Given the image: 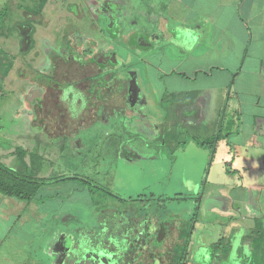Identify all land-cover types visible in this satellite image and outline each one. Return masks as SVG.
<instances>
[{"label": "crops", "instance_id": "obj_1", "mask_svg": "<svg viewBox=\"0 0 264 264\" xmlns=\"http://www.w3.org/2000/svg\"><path fill=\"white\" fill-rule=\"evenodd\" d=\"M48 8L52 14L45 16ZM2 13L0 119L8 103H16L11 118L18 121L9 130L0 125V163L15 172L31 173L34 179H49L55 172L54 160L61 158L66 147L72 152L81 149L82 159L85 145L80 130H37L40 124L30 93L44 91L16 78L14 72L23 64L34 71L48 70L50 56L61 39L81 36L88 59L99 51L112 53L110 68L119 74L110 84L116 90L123 92L128 77L134 87L127 92L125 102L121 92L119 97L102 101L98 95L93 97L92 78L87 77L82 90L88 98L82 96L73 116L68 108V123L83 114L87 126L82 133L91 126L108 133L134 130V136L147 134L148 145L163 133L161 130L176 131L178 136H187L184 145L211 150L210 167L219 152V163L229 168L225 173H237L241 184L229 185L226 192L212 193L202 200L196 189L193 198L200 210L209 209L204 199L215 202L211 214L216 216L218 230L213 239L201 245L207 249L222 237L230 242L227 257L233 254L238 259L234 264H252L248 236L264 231V0H0ZM39 31L45 33L41 41ZM8 63L13 66L3 76ZM104 65L101 67L106 69ZM8 85L17 87L15 99L6 100L3 91ZM103 86L102 96L111 87ZM93 112L106 121L93 125L89 118ZM152 129L155 134H151ZM196 134L204 139L196 141ZM76 140L79 142L72 146ZM127 143L120 141V148H127ZM23 152L25 167L19 159ZM0 178L10 179L1 172ZM54 183H42L29 200L0 192V264H53L54 244L68 253L70 235L60 231V225L76 215L66 207L72 205L71 191L56 196L53 188L58 184ZM70 189L82 193L83 202L88 200L87 189V193L80 186ZM94 212L95 208L85 214L88 219L96 218ZM75 219L74 225L81 227L82 212ZM88 219L84 221L88 223ZM193 225V232L212 229L197 226L196 220Z\"/></svg>", "mask_w": 264, "mask_h": 264}, {"label": "rangeland", "instance_id": "obj_2", "mask_svg": "<svg viewBox=\"0 0 264 264\" xmlns=\"http://www.w3.org/2000/svg\"><path fill=\"white\" fill-rule=\"evenodd\" d=\"M69 10L67 8V11ZM52 11V8L50 10L48 8L47 13H44L45 16L51 15ZM37 29L40 30L39 27ZM41 32L38 33L40 41L45 36V33L42 34ZM74 41L77 44V47L74 48L80 53L82 46H80L79 41ZM56 43L58 45L59 42H52L53 45ZM39 45L43 50L42 44L39 43ZM104 46L106 45L104 44ZM56 49L57 47L54 48L55 51ZM38 71L35 70L36 73ZM31 76L32 79L33 77L36 79L38 75ZM21 79L22 81H28L25 78ZM13 87L8 85L4 88L3 92L6 100L15 99L18 95L16 92L17 87ZM14 105L16 103L10 105L8 103V110L3 113L4 118L1 117L0 119V125L4 130H9L12 123L18 121V119L12 120L13 117L11 118L14 113ZM80 131L79 135L82 136L85 145L82 148V159L77 150L72 152L66 147L61 152V158L54 160L56 164L55 172L50 179L53 182L55 181L54 184H58L53 188L56 196L62 197L63 192L71 191L69 200L72 205L66 204V207H71L70 213L75 214V218L78 219L81 212L84 214L86 211H93L94 208L97 211L102 207L116 208L126 212L135 210L142 213L145 206L150 203L158 209V212L155 213H158L160 219H164L166 216V219L173 218L176 227H180L182 235L186 233L183 231H187L186 228L193 230L190 225H193L195 220L197 226L212 227L213 230L209 228L208 230L193 232V243L189 250L190 255L187 257V264H234L238 261L233 254L224 259L215 260L201 245L207 239H213L218 230L216 228L217 224L214 222L216 216L211 214L212 203L215 202L212 199L208 202L204 199V206L209 207V209L207 208L206 211L204 209L200 210L196 205L198 200L193 198L196 195V189L198 199L202 200L203 197L212 195V193L214 196L220 191L226 192L229 185L234 187L241 184L237 173L234 174V171L231 174H228L229 171L225 173L229 168L226 169L219 163V152L215 154V161L210 167L211 150H202L201 147H192L191 144L184 145L182 141L187 136L185 134L178 136L176 131H173L172 134L169 133L171 130H161L163 133L159 137L154 136L156 140L151 139L150 145L146 140L148 138L147 134L145 136L142 133H136V136H134V130H112L109 133L108 130H86L87 135L82 133L84 130ZM151 131V134H155L154 130ZM195 137L196 141L204 139L200 134H196ZM120 141L121 143L128 142V147L120 148ZM177 143H179L178 146H176ZM126 156L132 157L134 161H128L129 158ZM58 175L87 178L86 181L89 183L79 179H62ZM56 178H61V181ZM78 186L83 187L82 191L84 189L88 190V188L91 189V191L88 190L89 194H86L88 200L83 202L82 193L78 192L77 189H70V187L77 188ZM106 191H110L111 194L106 193ZM84 192L87 193L85 190ZM182 195L185 197H180ZM138 196L141 199L128 200ZM148 198L166 199L159 201ZM155 203H158V205ZM219 209L221 208L219 207ZM218 215L222 218L220 213ZM95 216L97 215L95 214ZM75 218L63 226L60 225V231H66L70 235L69 242L71 246L68 253H66V251L60 250L59 244H54L53 254L58 264L63 261L62 264H78L80 261L82 264H146L143 262L144 250L149 235L157 227L156 217L150 211L136 216L125 214L122 217L120 215L119 218H124V220L109 215L106 218L109 225L105 223L102 227L99 226L93 230L74 225L78 221ZM91 222L93 224L94 220H91ZM91 226L86 225V227ZM204 232L207 233L200 239V234H204ZM84 233H86V237L83 240L86 243L81 244L82 247H79V238ZM88 238L91 240L89 244L87 243ZM55 240L58 242V239ZM126 240L128 246L117 251L116 247ZM112 243L115 244L112 245ZM101 248L103 249L102 252H97V249ZM89 250L96 251L94 253ZM117 254L122 258H117L114 262V255ZM170 263L173 264L172 261L168 262V264ZM149 264H159V260L155 259Z\"/></svg>", "mask_w": 264, "mask_h": 264}, {"label": "flooded vegetation", "instance_id": "obj_3", "mask_svg": "<svg viewBox=\"0 0 264 264\" xmlns=\"http://www.w3.org/2000/svg\"><path fill=\"white\" fill-rule=\"evenodd\" d=\"M62 40H63L62 43L59 44V47L56 49V51L54 50L53 54H51L50 56L51 65L48 68V70L46 71L42 70L40 73H42L43 75H39V73H36L35 75H38L36 79L35 77H33V79H31L30 81L28 80V82H32L36 87L42 88V90L44 91V93H42L40 89H36L30 93V97L31 99H33L32 103L34 109L38 115V122L40 124L37 130H56L57 133V131L60 132L62 130L85 129L87 124L84 122L85 120L82 119L84 118L83 114L79 115V117L76 120L72 119V121H70L69 123H68L69 120H67L68 117L67 115L69 113L68 108H70L72 116L76 111L79 110L80 106L78 103L79 102L82 103V96L88 98L87 95L89 94H86V92L82 90V82L85 81L87 77L92 78L93 86L91 87L92 90L91 93H93L92 94L93 97L98 98L99 96L98 99L102 101L105 100V98L111 99L114 97H119V95L122 93L124 98L123 101L125 102V97L127 95V92L130 90L132 86L134 87L133 85L134 83H132L130 77H128L126 83L123 84L124 86L123 92H121L122 91L121 89L116 90V88H114V85L110 84L111 78L117 77L119 74L118 70H113L112 68H110L111 66H113L111 63V60L113 59L111 57L112 53L107 51L106 52L99 51L96 54L90 56L91 59H88L89 54L88 55L85 54L86 55L85 56L82 50L79 53L77 52L76 48H74L77 47L76 41L74 40L79 41L80 46L83 45L81 36L72 37L70 39L63 38ZM102 64H105L104 66H106L107 68L105 69V67L104 68L101 67ZM104 84H107L111 87H108L106 90L107 93L105 92V94L102 96L101 92H102V87L104 88L103 86ZM94 92L96 93L94 94ZM66 96L67 97L69 96V98H67ZM93 114H91L92 116L89 117L90 120L92 119L91 123L93 122V125L99 124L100 122L103 123L104 121H106V117H104L103 115H98L99 113H95V112H93ZM154 125L155 123L151 122L150 126L152 128L155 127ZM88 130H96V127L91 126ZM98 130L100 129L98 128ZM78 142L79 140H76V143H72V146L73 145L76 146ZM59 143L62 144V142L60 141ZM64 143L69 145V142L67 140H65ZM77 151L80 152V149H78ZM83 180H87V178L82 177V181ZM106 193L111 194L110 191H106ZM139 199L141 198H139L138 196L137 198H130L128 200L135 201ZM144 210L142 213H146L147 211H150L151 214L153 213V215H155L157 227L148 237L147 245L144 250L143 262L149 264L152 263L155 259H158L159 264H168V262L171 261L173 262V264H175L174 259L178 256L176 246L180 244L179 241L180 227L179 228L176 227L173 218H171L170 221H166V222H163V218H162L161 221L158 213H155L158 211L156 210L155 207L152 208L150 203H148V205L145 206ZM95 212H96L95 214L97 215L96 218H89L90 220L88 219L89 216L87 214L85 213L82 214L84 219H82L81 228L84 227V228H88L89 230H93L94 228L96 229V227L99 226L102 227L105 223H107L106 218L109 217V215L110 216L114 215V217H117L116 219L124 220V218H119V216L121 215L122 217H124L125 214L136 216L137 214H142L139 211H135V210L126 212L124 210H120L116 208L114 209V208H103V207ZM86 217L88 219L87 220L88 223L84 221ZM91 220H94L93 224ZM90 224L93 226H91ZM86 225L87 226L89 225L91 227H86ZM107 225L109 224L107 223ZM190 227H192L193 229V225H190ZM159 229L162 231L167 230L168 235L173 238V241H171L168 245L166 244L165 247H163V249L158 251V253L154 257H152L151 253L154 250L151 249V242L153 236L157 234ZM188 232H189V242H190L193 234V230L189 229ZM85 235L86 233L82 234V237L79 238V243L81 244L86 243V241L83 240L86 237ZM90 241L91 240L88 238L87 243L89 244ZM114 244L115 243H112V245ZM126 246H128L127 240L122 242L120 246L116 247V250L118 251ZM102 250H103L102 248L97 249V252L101 253L100 251ZM89 251L90 252L93 251L95 253L96 250H89ZM166 253L168 254L167 258L164 257ZM117 258H122V257H120L118 254L114 255V262H116L115 259Z\"/></svg>", "mask_w": 264, "mask_h": 264}, {"label": "trees", "instance_id": "obj_4", "mask_svg": "<svg viewBox=\"0 0 264 264\" xmlns=\"http://www.w3.org/2000/svg\"><path fill=\"white\" fill-rule=\"evenodd\" d=\"M3 13L0 15V21H1V17H3ZM12 66L13 65H11V63H8L2 75L3 76L7 75L10 72V69L12 68ZM40 72L41 71L38 72L39 75H43ZM35 73L36 72L34 70H32L27 65L23 64L19 69L15 71V77L25 78L30 81L32 79L31 75L34 76ZM28 75L29 77H27ZM23 156H24V152L19 159H20L21 165L25 167ZM0 172L1 174H5L10 178L7 180L0 178V192L18 197L23 200H29L32 197H34L36 191L38 190L39 186L42 183L52 181L50 180L51 178L49 179H43V178L36 179L35 178L34 179L31 173L23 174L22 172H15L12 169L8 168L7 166L3 165L2 163H0ZM75 178L82 180V178L78 176H75ZM85 182L89 183L86 180ZM88 190L91 191L90 188H88ZM148 199H151V200L157 199L161 201V200H165L166 198L165 199L164 198H148ZM155 204L158 205V203H155ZM151 207L154 208L155 206L151 204ZM156 210L158 209L156 208ZM166 218L167 216L163 219V222L170 221V219H166ZM186 229L187 231L183 230L186 232L184 235H182L181 231L179 233L180 244L176 246L178 256L174 259L175 264H187L185 256L187 253V247H188V242H189L188 230L190 228L189 229L186 228ZM254 233L255 232H253L252 234L248 236L250 240V246H251V263L252 264H264V231L261 232L260 230H258L256 232V236H253ZM171 241H173V238L168 235V231L167 230L162 231L159 229L157 234L153 236L152 238L151 249L154 251H152L151 256L154 257L158 253V251L163 249V247H165L166 244L168 245ZM229 245H230V242H227V241L225 242L224 238L221 237L216 242L209 245L206 251L208 252L209 255H211V257H213V259L221 260L228 256L231 250V247ZM164 257L167 258L168 254L166 253Z\"/></svg>", "mask_w": 264, "mask_h": 264}, {"label": "water", "instance_id": "obj_5", "mask_svg": "<svg viewBox=\"0 0 264 264\" xmlns=\"http://www.w3.org/2000/svg\"><path fill=\"white\" fill-rule=\"evenodd\" d=\"M78 245H79V247H82L81 243H78ZM53 246H54V245H53ZM70 246H71V244H70ZM68 249H69V248H68ZM68 249H67V250H68ZM51 253H52V256H53V258H54V259H53V261H54L53 264H58V263L56 262V260H55L54 254H53V247H52V252H51ZM62 263H64V261H63ZM62 263H60V264H62ZM78 264H82L81 261L78 262Z\"/></svg>", "mask_w": 264, "mask_h": 264}]
</instances>
